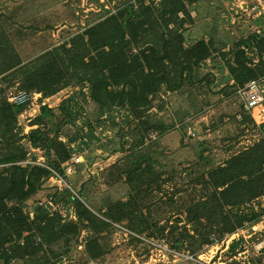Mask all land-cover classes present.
<instances>
[{
	"label": "trees",
	"instance_id": "trees-1",
	"mask_svg": "<svg viewBox=\"0 0 264 264\" xmlns=\"http://www.w3.org/2000/svg\"><path fill=\"white\" fill-rule=\"evenodd\" d=\"M113 1L116 3L114 12L99 20L87 21L83 29L28 63H23L14 49L4 16L0 15V66L7 69L2 81L8 86L18 84V90L42 92L48 97L64 87L83 85L87 81L89 102H92L93 116L98 122L104 115L119 109L138 117L140 124L132 131L136 135L134 152L124 163H112L102 175L110 186L125 176L134 191L126 201L108 203L106 216L115 222L127 220L130 230L142 232L149 230L152 222L143 212L141 200L151 191L166 194V183L175 181L180 175L176 176L173 170L172 174L159 170L163 164L143 147L150 130L159 127L153 122L154 117H143L162 90L176 92L187 83H198L205 59L218 47L213 48L214 43L208 44L205 40L184 45L186 24L194 22L190 6L200 0ZM181 12L184 16H180ZM252 43L257 45L256 53L261 56L258 64L254 63L255 54L253 57L246 54L245 47ZM223 55L229 56L226 67L237 91L240 86L254 79L261 80L264 75V37L250 35L243 38ZM247 59L253 60L254 65H249ZM237 85L240 86L237 88ZM74 96L70 94L64 98L57 107L58 112L55 107H44L43 113L34 120L38 126L24 134L18 121L24 107L10 103L0 86V164H10L0 167V259L4 264H9L21 253L31 255L36 264H50L47 249H52L62 238L70 241L82 227L93 233L87 247L90 257L97 258L106 253L105 242L100 241L99 234L113 225L98 217L70 188L61 194H52L51 199L56 203L61 201L66 207H75L76 221H64L58 210L50 211L48 204L38 206L32 220L22 209L24 203L41 190L43 179L52 175L50 169L38 164L23 166L17 163L27 157L23 140L46 148L52 157L51 165L61 170L60 164L73 152L58 137L62 133V124H76L79 112ZM59 113L61 119L53 130L45 117H55ZM249 113L245 109L244 114ZM87 123L89 132L86 136H94L92 121ZM159 143L166 146L164 141ZM156 146L161 147L158 143ZM122 150L115 148L112 152ZM204 150L199 149L200 158L194 164L197 168H190L186 174L189 183L201 184L202 189L195 188L189 201L180 204L186 213L183 230L179 231L178 224L159 226L156 223L154 232V235H166L177 248L189 240L194 252L205 245L218 243L227 234L264 216L261 200L264 197V141L238 151L211 168L202 165L210 157L203 154ZM82 167L81 163L77 164L74 174L80 176ZM81 191L77 193L81 194ZM179 221L182 219L178 218ZM24 231H29V235L22 245L17 241ZM37 233L42 236V242H35ZM241 242L239 239L230 245L233 253L237 252Z\"/></svg>",
	"mask_w": 264,
	"mask_h": 264
},
{
	"label": "rangeland",
	"instance_id": "rangeland-1",
	"mask_svg": "<svg viewBox=\"0 0 264 264\" xmlns=\"http://www.w3.org/2000/svg\"><path fill=\"white\" fill-rule=\"evenodd\" d=\"M114 4L113 0L111 4L108 0H0V15L4 16L14 49L20 54L22 62L28 63L61 44L78 29H83L87 21L99 20L114 12ZM52 5H56L57 12L49 10L53 8ZM190 11L194 22L186 24L184 45L205 40L208 44L212 41L213 48L217 46L218 49L205 59L198 83H187L176 92L162 90L143 117H154L156 120L153 122L159 124V129L152 128L145 137L143 147L163 164L159 165V170H165L167 174H172L173 170L176 176L180 174L175 181L166 183V194L151 191L141 200L143 212L152 222L149 230L135 232L127 226V220L115 222L106 216L108 203L126 201L134 191L125 181V176L110 186L102 175L112 163H124L126 157L134 152L136 135L132 131L140 124L138 117H132L128 111L119 109L104 115L98 122L93 116L92 102H89L87 81L83 85L64 87L54 96L48 97L42 92L18 90V84L8 86L2 81L7 69L4 65L0 66V86L5 90L8 101L11 92L27 91L31 95V99L22 104L24 111L18 120L24 134L38 126L34 120L43 113L44 107H55L58 112L57 107L62 100L70 94L75 95L73 99L77 100L76 109L79 112L76 124H62L58 140L68 144L73 150L72 154L83 156L80 176L76 173L67 175L63 167L65 161L60 164L61 170L54 168L50 162V152L41 146L32 145L26 139L23 143L27 157L17 163L23 166L38 164L50 169L52 175L53 172L61 174L75 193L82 190L81 194H76L79 199L98 217L113 225L108 231L99 234L100 241L104 240L106 245L104 255L90 257L87 247L93 233L89 228L82 227L70 241H66V237L62 238L55 242L52 249H47L50 264H264V216L238 229L236 234H227L218 243L205 245L196 252L191 249L189 240L177 248L166 235H154L156 223L159 226L178 224L179 231L183 230L186 213L180 204L189 201L195 188L202 189L201 184L189 183L186 175L190 168H197L194 164L199 161L200 148H205L203 154L210 156L202 165L211 168L238 151L264 141V107H261V118H258L257 110L252 115L251 112L249 115L244 114L246 100L233 87L234 79L226 67L229 56L223 55L231 45L243 38L250 35L264 37V0H200L190 6ZM180 16L184 14L181 12ZM256 46L255 43L249 44L245 50L250 57L255 54L254 63L258 64L261 56L256 53ZM252 61L246 60L249 65H254ZM260 78L264 81V75ZM247 83L244 86L237 85V88L240 86L238 90ZM60 119V113L55 117H45L53 130ZM87 121H92L94 136H86L89 132ZM159 141H164L166 146ZM157 143L162 148L156 146ZM115 148L123 150L112 152ZM7 165L10 164H0V167ZM183 168L187 169L182 171ZM52 175L43 179L41 190L24 203V215L32 220L36 208L48 204L51 212L58 210L61 215L66 214L62 215L64 221L78 220L75 207H66L61 201L56 203L51 199L52 194H61L69 188L65 182L60 185L51 179ZM177 189L180 190L172 194ZM261 200L264 202V197ZM178 218L182 221L177 222ZM28 235L29 231H24L17 242L23 245ZM239 239L242 242L237 252L233 253L230 245ZM35 242H42V236L38 233ZM19 255L9 264H36L31 255ZM0 264H4L3 259H0Z\"/></svg>",
	"mask_w": 264,
	"mask_h": 264
},
{
	"label": "built area",
	"instance_id": "built-area-1",
	"mask_svg": "<svg viewBox=\"0 0 264 264\" xmlns=\"http://www.w3.org/2000/svg\"><path fill=\"white\" fill-rule=\"evenodd\" d=\"M238 93L240 94L241 97L245 98L246 100L245 108L251 112V115H252V112L254 113L255 110H257L258 118H261L262 117L261 107H264V81L263 79L261 80L254 79V80L249 81L245 87L238 90ZM30 99H31V95L27 91L11 92L9 95V101L16 105H22L24 103H27L28 100ZM82 161H83V156L81 154H73L70 159H68L67 161L63 163V167L65 168V173L67 175L74 173L76 165L81 163ZM51 179H54L60 185H63V182H65L66 186H68L75 193L71 185L66 183L64 177L61 174L57 172H53ZM51 204L53 205V203ZM62 215L65 216L66 214L62 213ZM234 235L233 237H235ZM229 241H231V239Z\"/></svg>",
	"mask_w": 264,
	"mask_h": 264
},
{
	"label": "crops",
	"instance_id": "crops-1",
	"mask_svg": "<svg viewBox=\"0 0 264 264\" xmlns=\"http://www.w3.org/2000/svg\"><path fill=\"white\" fill-rule=\"evenodd\" d=\"M49 10H53L54 12H57L56 5H54L53 8L51 7Z\"/></svg>",
	"mask_w": 264,
	"mask_h": 264
}]
</instances>
